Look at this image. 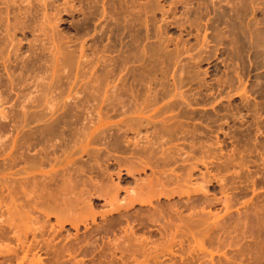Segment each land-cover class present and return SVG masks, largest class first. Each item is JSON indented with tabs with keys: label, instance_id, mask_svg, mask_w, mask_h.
I'll return each mask as SVG.
<instances>
[{
	"label": "rangeland",
	"instance_id": "obj_1",
	"mask_svg": "<svg viewBox=\"0 0 264 264\" xmlns=\"http://www.w3.org/2000/svg\"><path fill=\"white\" fill-rule=\"evenodd\" d=\"M0 264H264V0H0Z\"/></svg>",
	"mask_w": 264,
	"mask_h": 264
},
{
	"label": "bare ground",
	"instance_id": "obj_2",
	"mask_svg": "<svg viewBox=\"0 0 264 264\" xmlns=\"http://www.w3.org/2000/svg\"><path fill=\"white\" fill-rule=\"evenodd\" d=\"M46 1H47V0H46ZM44 3H45V2H44ZM132 117H133V116H132ZM147 121H148V120H147ZM135 122H136V121H135ZM142 123H143V122H142ZM137 124H138V123H137ZM136 128H137V127H136ZM142 128H143V126L141 127V129H142ZM151 128H152V127H151ZM133 129L136 130L135 128H133ZM138 129H139V128H138ZM139 130H140V129H139ZM138 132H139V131H138ZM148 133H149V132H148ZM148 133H147V134H148ZM136 134H137V133H136ZM141 134H142V133H141ZM139 135H140V134H139ZM139 135H138V136H139ZM147 142H148V141H147ZM146 144H147V143H146ZM149 144H150V143H149ZM144 145H145V144H144ZM131 148H132V147H131ZM132 150H133V149H132ZM141 151H142V150H141ZM74 162H75V161H74ZM152 186H153V185H152ZM148 189H150V188H148ZM138 192H139V191H138ZM114 194H115V193H114ZM116 194H117V193H116ZM141 194H142V193H141ZM141 196H142V195H141ZM114 197H115V196H113V199H114ZM138 197H139V196H138ZM111 201H112V200H111ZM115 201H116V200H115ZM22 247H23V246H22ZM24 248H25V246H24ZM28 249H29V248H28ZM28 251L30 252V250H28ZM28 251L25 250L24 252H28ZM8 252H9V251H8ZM10 252H11V250H10ZM29 252H28V253H29ZM28 253H25V254H28ZM28 255H29V254H28ZM28 255H27V256H28ZM27 256L25 255L24 258H27ZM28 257H29V256H28ZM25 260H26V259H25ZM22 262H24V261L22 260ZM37 262H38V261H37Z\"/></svg>",
	"mask_w": 264,
	"mask_h": 264
}]
</instances>
